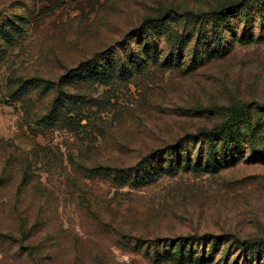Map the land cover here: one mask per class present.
Returning a JSON list of instances; mask_svg holds the SVG:
<instances>
[{
  "label": "rangeland",
  "instance_id": "1",
  "mask_svg": "<svg viewBox=\"0 0 264 264\" xmlns=\"http://www.w3.org/2000/svg\"><path fill=\"white\" fill-rule=\"evenodd\" d=\"M240 1L0 0L6 20L25 18L24 34L3 46L0 62V264H154L141 242L206 234L264 240V43L249 44L264 20L230 18L236 41L228 55L194 70L192 41L172 54L178 67L149 62L128 80L61 86L84 102L79 125H37L56 95L42 85H57L96 56L129 55L136 40L123 48L124 38L145 18L173 11L177 32L205 31L212 12ZM156 44L168 50L162 38ZM30 80L40 88L30 90ZM232 109L244 110L259 137L217 173L179 169L140 189L97 174L220 127ZM189 150L194 163L200 144ZM248 264H264V253Z\"/></svg>",
  "mask_w": 264,
  "mask_h": 264
},
{
  "label": "trees",
  "instance_id": "2",
  "mask_svg": "<svg viewBox=\"0 0 264 264\" xmlns=\"http://www.w3.org/2000/svg\"><path fill=\"white\" fill-rule=\"evenodd\" d=\"M176 12L168 11L163 15L148 17L142 20L139 27L133 32V37L127 35L123 41V48L129 47L133 40L136 48H130L129 55L118 59L112 56H96L80 63L61 76L57 85H42L49 91H56L49 111L42 115L37 125L41 128H56L58 126L74 127L79 125L80 108L83 101L77 96L63 95L61 86H72L87 83L108 85L112 80H128L135 74L142 73L149 62L160 67H178L179 57L172 54L194 42L190 52L188 69L194 70L201 62L213 58H221L230 52L236 41L235 29L230 24V18L240 23L251 25L255 20H264V0H241L236 4L221 7L212 12L206 21L207 29L200 26L193 29L177 32L170 25L180 21ZM204 17V15H202ZM206 18V16H205ZM24 17L16 16L14 20H6L0 15V62L4 56L3 46H11L17 37L24 34ZM232 34L231 39L226 36ZM163 40L165 49H159L156 41ZM242 43L241 39H237ZM263 44L264 33L254 38L249 37V44ZM199 63L196 65V63ZM194 66V67H192ZM28 88H40V84L32 82ZM242 109L230 110L228 121L220 127L210 130H201L195 136L180 141L176 146L165 151H152L143 156L137 163L127 168H97V174L108 178L117 186H127L140 189L155 184L163 176H174L179 169L194 170L207 173H217L219 169L231 166L239 161L245 146L254 148L258 135L247 126ZM246 127H248L246 129ZM200 144L201 152L193 163L189 146ZM254 150V149H252ZM257 151H255L256 153ZM257 154V153H256ZM261 154V153H260ZM264 156V155H261ZM255 159V157H254ZM145 247L147 258L154 264H211L220 256L223 264L233 257L232 264H248L253 258L260 260L264 253V240L240 239L235 235H202L194 237H177L167 240L141 242ZM201 247L200 255L197 249Z\"/></svg>",
  "mask_w": 264,
  "mask_h": 264
}]
</instances>
